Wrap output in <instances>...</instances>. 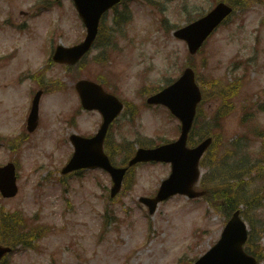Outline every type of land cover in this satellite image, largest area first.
Segmentation results:
<instances>
[{
	"label": "rangeland",
	"instance_id": "374dc122",
	"mask_svg": "<svg viewBox=\"0 0 264 264\" xmlns=\"http://www.w3.org/2000/svg\"><path fill=\"white\" fill-rule=\"evenodd\" d=\"M216 1L219 0H131L133 20L125 24L123 35L114 29L107 31L114 12L103 18L101 31L117 39L122 52L100 63L94 60L98 52L94 47L81 61L80 75L104 81L110 87L115 85L116 94L136 107L135 117L130 119L126 111L111 126L110 144H129L125 151L113 149L112 161L116 165L127 163L133 152L127 151L131 145L138 146L140 139L177 137V119L163 106L143 104L141 90L144 86L149 87L147 90L158 88L179 76L188 61V48L172 32L199 17L200 11L208 10ZM225 1L234 3L235 11L211 35L203 50L190 56L191 63L196 64V81L207 94L191 134L192 144L199 138L194 132L204 134V129H210L208 119L219 103L214 96V79H240L233 109L225 111L222 125L210 131L214 144L201 165L205 188H217L226 181L231 163L223 164L229 155V162L237 161L243 153L260 160L262 154H258L263 150V138L249 127L256 123L264 129V0ZM159 16L166 18L164 25ZM84 33L72 0H0V134L5 136L0 139V164L11 160L19 172L17 195L10 199L0 196V208L23 210L26 216L37 213V224L43 230L42 237L32 241L30 247L17 245L8 263L193 264L219 238L226 222L221 198L211 202L176 194L151 215L138 198L155 193L160 180L170 172L168 163L134 166L125 181L127 187L115 198L108 194L110 176L101 169L60 173L73 150L69 134L94 133L101 116L96 110L75 112L79 97L74 80L67 76L65 65L53 60L46 64L45 60L58 43L71 45ZM38 68H44L41 86L29 76L18 78L27 73L26 69L33 72ZM98 75L99 80L94 79ZM38 88H43L39 124L27 132L24 128L30 95ZM244 106H250L257 118L251 114L246 119ZM22 130L25 134L18 139L9 138ZM249 166L255 167V163ZM236 176L241 178L233 181L232 188L248 190L246 194L252 192L256 199L255 204L240 206L248 231L252 232L253 223L264 229V170L260 176L247 169ZM107 210L110 223L103 225ZM257 230L249 248L259 254L260 264H264V231ZM29 235L24 232L23 236Z\"/></svg>",
	"mask_w": 264,
	"mask_h": 264
},
{
	"label": "water",
	"instance_id": "95a60500",
	"mask_svg": "<svg viewBox=\"0 0 264 264\" xmlns=\"http://www.w3.org/2000/svg\"><path fill=\"white\" fill-rule=\"evenodd\" d=\"M114 1L117 0H75L77 10L80 11L87 25L88 35L80 45L69 48L58 46L54 59L68 64L75 62L91 44V40L96 33L97 19L100 13ZM230 11L231 8L226 3L220 2L205 16L177 29L174 34L177 37L184 38L187 41L190 52L194 53L210 31ZM193 75L194 73L191 68H185L175 83L158 92V94L148 97L147 100L149 103L161 102L166 104L179 117L182 125L180 138L177 141L150 149L139 148L136 155L129 161L130 164H134L140 160L162 159L171 161L172 163V172L167 179L163 180L157 191L158 193L152 198H140V200L148 205L150 212H153L156 208L158 201L174 194V192L186 193L190 197H196V195L204 193L203 191H195L192 187L199 173L197 168L198 161L211 142V137L205 138L193 149L184 146L186 134L194 116L195 106L201 96V92H199L198 87L193 81ZM76 86L83 104L86 107H98L103 114L104 121L101 124L100 131L93 138L82 139L74 134L71 136V140L75 143V153L63 168V172L79 166L100 165L106 170L108 169L112 174L115 184L111 189V194L114 195L119 190L120 180L125 172V168H113L103 154L101 146L105 128L108 122L117 114L121 108V104L116 98L103 92L101 87L93 82L81 79L76 83ZM37 97L38 95L35 97L34 106L37 104ZM35 118L36 115L30 121L31 129L36 124ZM0 188H2L3 194L8 196L14 194L17 190L11 163L6 165L5 168H0ZM222 233V237L217 245L199 258L196 264H255L254 259L241 251V242L245 237V231L244 223L239 219L238 210L233 213ZM8 250L9 247L0 246V258Z\"/></svg>",
	"mask_w": 264,
	"mask_h": 264
},
{
	"label": "trees",
	"instance_id": "16d2710c",
	"mask_svg": "<svg viewBox=\"0 0 264 264\" xmlns=\"http://www.w3.org/2000/svg\"><path fill=\"white\" fill-rule=\"evenodd\" d=\"M213 82L215 85V91H217V93L215 92L214 96L219 102V107H216L214 115L211 119V122L214 124L215 122H218L220 118L225 115V111H227L232 106L231 99L237 92L238 82L234 81L230 83H225V82L222 83L216 79H214ZM205 96L207 97V94H205ZM225 108L227 109L224 110ZM262 154H263V163H264V150ZM251 160H253V158ZM255 167L257 168V171H259L261 165L256 164ZM230 179H232V177H230ZM228 181L218 186L217 189H214L216 190V193L214 190H212V188H210L212 190V193L208 195L209 200L218 199L220 197L225 200V205H226L225 208L226 210H228V212H226L225 214H229V212H231V207L236 206V203H233V201L235 200L234 198L238 195L237 192L234 191L232 192L231 189L228 188L229 186V183H227ZM7 223L10 224V227L12 229V232L10 234L13 233L12 236L8 237V241L13 240L14 242L15 240H17L16 236H18L20 238V242L22 245L27 244L28 242H29L28 245H30L31 242L28 241V237L26 238L23 235L24 232H33L31 230V226H32L31 224H28L27 221L23 217H21V215L18 214L8 215L1 213L0 226ZM24 225L27 226V229L23 227Z\"/></svg>",
	"mask_w": 264,
	"mask_h": 264
}]
</instances>
